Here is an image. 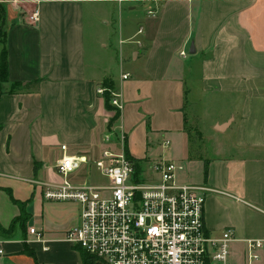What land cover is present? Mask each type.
I'll list each match as a JSON object with an SVG mask.
<instances>
[{
	"label": "crops",
	"instance_id": "1",
	"mask_svg": "<svg viewBox=\"0 0 264 264\" xmlns=\"http://www.w3.org/2000/svg\"><path fill=\"white\" fill-rule=\"evenodd\" d=\"M120 1L0 0V54L5 48L8 67L0 84V226L7 230L21 213L14 202L30 215L24 231L0 234V264H81L79 250L63 239L78 223L79 206L47 202L66 205L36 215L35 201L31 214L34 194L15 199L12 190H38L44 200L43 173L52 171L57 181L50 184L59 183L63 156L81 160L78 172H87L103 152L132 158L134 135L147 148L163 139L182 171L201 168L210 235L232 230L241 254L242 242L264 241V0ZM100 4L116 5L115 49L95 31L110 18V6ZM102 84L119 95L117 119L96 94ZM191 132L215 142L209 159L206 150L188 163ZM121 135L124 147L114 145ZM54 153L60 157L48 162ZM67 204L78 207V219Z\"/></svg>",
	"mask_w": 264,
	"mask_h": 264
},
{
	"label": "built area",
	"instance_id": "2",
	"mask_svg": "<svg viewBox=\"0 0 264 264\" xmlns=\"http://www.w3.org/2000/svg\"><path fill=\"white\" fill-rule=\"evenodd\" d=\"M155 15L154 10L148 12L149 17ZM29 21L36 23L38 13ZM127 77L122 76L124 80ZM105 92L99 88L96 94L102 97ZM107 92L111 107L119 112V95ZM103 143L110 144V137L105 136ZM116 143L124 147L125 137L121 135ZM61 151L65 152L66 147L62 146ZM135 161L125 152H103L94 163L107 180L103 187L70 182V175L80 170L81 160L63 156L57 162L55 169L61 181L44 185L43 199L76 204L80 210L78 225L63 239L98 264H229L235 242L233 231L224 230L218 236L206 231L203 189L178 183L177 173L182 168L175 162H140L138 171ZM28 232L37 234L33 229ZM242 244L243 264H264L263 240Z\"/></svg>",
	"mask_w": 264,
	"mask_h": 264
},
{
	"label": "rangeland",
	"instance_id": "3",
	"mask_svg": "<svg viewBox=\"0 0 264 264\" xmlns=\"http://www.w3.org/2000/svg\"><path fill=\"white\" fill-rule=\"evenodd\" d=\"M129 3H124L122 4V6L124 7L123 10L120 12L121 16L123 14V18H126L127 16V10L129 9ZM101 6H103V8H105L106 6H110V18L108 20V25L104 26L103 24L106 22H96V27H95V31L97 32V34L103 38H107L106 42L112 49L117 48V44H118V29H117V21H118V17H117V11L115 9L116 5L114 4H100L97 5L96 7L98 8H102ZM115 6V7H114ZM137 10L142 12V17L145 18L146 13L144 12V7L142 6V4H138L136 5ZM138 23L135 22V27L138 28ZM189 117V116H188ZM188 122H189V118H188ZM190 128H193V121L190 122ZM202 140H199L196 137V134L194 132H191L190 138L191 140L190 145H191V156H190V162L188 163H193L196 161H199L198 158L200 156L205 155L206 150L208 151V159L212 156L211 151L213 150L212 148H214L215 146V142L213 140H205V134L202 135ZM206 136H209L206 134ZM115 137V136H113ZM159 140L157 141V143L155 145H152L151 148H147L144 143L142 142V146L139 142V140H135V135L133 136V142L132 145L129 147V153L132 156V158L136 159V160H145L146 158V163L145 164H151L152 162H155L157 160H162L165 162H176L178 163L176 160L170 159L169 157V152L170 155L172 157H176V155H178L177 151H173V149H170L171 151H167L166 148L164 149V147H162V140L161 138H158ZM113 142L115 141L114 139L112 140ZM114 145H118L117 143L114 142ZM173 148V147H172ZM212 149V150H211ZM176 153V154H175ZM174 155V156H173ZM60 155H58L57 153H54L53 156H50L48 158V162L50 161H54L55 159L59 158ZM150 159V160H149ZM144 162V161H143ZM188 167L184 168L183 167V171L178 172L177 173V181L178 183H182V184H187L190 185L192 187H196V188H201V168L198 170L195 168V164L191 165V164H187ZM192 167V168H191ZM77 173V172H76ZM74 173L73 175H70L69 180L71 181V183H74L75 185H83L84 182H87V184L89 186H94V187H103L107 185V180L101 175V173L94 167V164H91V168L89 167V170H87V172L84 171H80L77 174ZM76 174V175H75ZM57 177L55 176V173L53 174L52 171H45L43 173V180L42 183L44 185L50 184V183H55L57 180ZM24 186V185H23ZM37 189V187H36ZM31 190V189H30ZM27 190V189H23V190H17V189H13L12 191V195L15 199H21L23 197H25V195H28V197H30V195H32V193L34 195H32L35 200H31V202L29 203V207L30 209V213L32 214L33 210H32V203L36 201V206H34V213H36V215H39L38 213L42 211V209H44L46 206L51 207V206H64V205H51V203H47V201L45 202L44 200H41L37 194H38V190L35 191H31ZM26 192V193H25ZM3 204H5V202H8V199L6 198V196L3 194ZM31 199V197L29 198ZM43 203V207L41 206V204ZM54 204V203H53ZM67 207H71L73 212L75 214H77V219H78V207L76 205H68ZM51 213H56V210H51ZM33 213V214H34ZM57 214V213H56ZM62 215V213L60 214ZM25 218V215H21V213L15 217L12 221L11 224H21L23 222ZM18 220V221H17ZM18 222V223H16ZM78 223H79V219H78ZM78 223L76 224V226L78 225ZM10 224V225H11ZM75 227V226H74ZM241 248L236 247V246H232V254L230 256L229 259V264H243L242 262V255H241Z\"/></svg>",
	"mask_w": 264,
	"mask_h": 264
},
{
	"label": "trees",
	"instance_id": "4",
	"mask_svg": "<svg viewBox=\"0 0 264 264\" xmlns=\"http://www.w3.org/2000/svg\"><path fill=\"white\" fill-rule=\"evenodd\" d=\"M7 73H8V67H7V52L6 49L3 48L0 54V84H3L7 81ZM38 83H35L34 85L37 86ZM21 88L20 85H15L14 86V91L19 90ZM101 88L105 89L106 92L103 94L102 98L105 101V105L107 106L109 111H115L111 105H110V94L107 91H112L111 88L109 87V85L107 84H102ZM118 113L117 111L114 114V119H117L118 117ZM127 156V155H126ZM128 157V156H127ZM130 158V157H129ZM132 159V158H131ZM136 170H140V162L136 160ZM14 202V201H13ZM14 204L18 205L21 209V215H25V218L23 220V222L21 224H17L18 227H16V224H11L7 230H4L1 226H0V234L4 235V234H11L13 232V230L15 228H20L22 231H24V224L26 223V221L29 219V214L25 213V204H19L18 202H14ZM18 221V220H17ZM18 223V222H16ZM79 253H80V258H81V264H98L97 262L94 261V259L90 256H88L85 252L81 251L79 249Z\"/></svg>",
	"mask_w": 264,
	"mask_h": 264
}]
</instances>
